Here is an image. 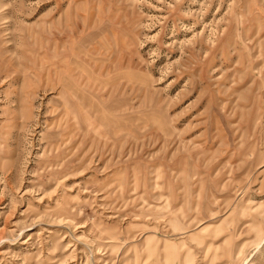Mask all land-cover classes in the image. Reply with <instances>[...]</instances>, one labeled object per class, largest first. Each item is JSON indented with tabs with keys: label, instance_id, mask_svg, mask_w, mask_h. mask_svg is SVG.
<instances>
[{
	"label": "rangeland",
	"instance_id": "rangeland-1",
	"mask_svg": "<svg viewBox=\"0 0 264 264\" xmlns=\"http://www.w3.org/2000/svg\"><path fill=\"white\" fill-rule=\"evenodd\" d=\"M0 264H264V0H0Z\"/></svg>",
	"mask_w": 264,
	"mask_h": 264
}]
</instances>
